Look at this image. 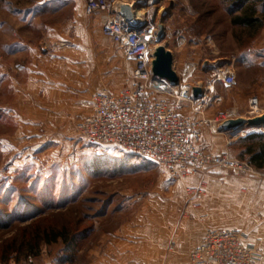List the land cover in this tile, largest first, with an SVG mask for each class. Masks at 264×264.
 I'll use <instances>...</instances> for the list:
<instances>
[{"label": "rangeland", "instance_id": "rangeland-1", "mask_svg": "<svg viewBox=\"0 0 264 264\" xmlns=\"http://www.w3.org/2000/svg\"><path fill=\"white\" fill-rule=\"evenodd\" d=\"M120 1L136 6L142 23L165 19L174 68L182 69V51L196 52L199 63L186 64L205 88L202 62L231 59L235 88L264 111V29L251 39L231 26L229 2ZM82 5L0 0V264H189L198 227L239 230L259 248L252 228L264 221V171L208 166L174 180L143 157L79 136L92 97L123 91L134 65L97 18L80 15ZM228 153L248 164L236 148ZM188 187L201 194L188 196ZM63 226L78 232L76 243H41L38 257L27 256L36 231Z\"/></svg>", "mask_w": 264, "mask_h": 264}, {"label": "built area", "instance_id": "built-area-1", "mask_svg": "<svg viewBox=\"0 0 264 264\" xmlns=\"http://www.w3.org/2000/svg\"><path fill=\"white\" fill-rule=\"evenodd\" d=\"M124 4L120 0H85V14H98L102 34L134 65L126 69L123 91L116 95L102 91L92 97L89 114L76 126L79 136L92 144L116 146L143 157L174 180L192 177L208 166L252 173V166L233 162L236 160L228 152L214 155L198 148L202 126L212 122L195 121L181 113L184 104L198 113L207 102L205 96L194 98L195 87L189 83L197 67L186 65L181 72L174 68L180 78L178 86L156 77L153 63L158 26L147 24L141 30H132L120 15ZM216 79L228 88L236 85V76L230 70ZM247 109L246 119L264 115L257 97L248 100ZM230 119H237L235 110L220 115L213 124L221 126ZM186 191L190 197L201 194L197 187ZM189 264H264V248H257L236 229L208 230L191 252Z\"/></svg>", "mask_w": 264, "mask_h": 264}, {"label": "crops", "instance_id": "crops-1", "mask_svg": "<svg viewBox=\"0 0 264 264\" xmlns=\"http://www.w3.org/2000/svg\"><path fill=\"white\" fill-rule=\"evenodd\" d=\"M84 14H85V5H82V7H80V15L83 17ZM92 17L97 18V23L99 26L98 14H95ZM166 27H167L166 29H168V23ZM263 36H264V32H263ZM168 49L172 51L173 54L175 53L172 49L170 48ZM186 57L187 60L185 59ZM199 58L200 57L197 55L196 52L190 53V51H182L179 59L180 62L182 63V69L179 71L175 67V70L178 72L183 71L185 66L187 65L186 64L187 62L198 64ZM174 60H175V54H174ZM230 63H232V60L227 57H219L213 60L212 58L204 60L201 65V70H203L204 73H209L210 81L207 88L203 86L202 83L203 80L199 78L193 80L192 78L197 77L196 75L193 76V74L189 77V83L193 87H197L199 85L202 86L204 92L200 98L205 96L207 102L205 103L203 110H200L198 113L194 112L189 104H184L181 110L183 116L191 117L195 121H200L203 119L208 122H212V125L202 126L201 128L202 137L199 141L198 147H200L204 151L211 152L214 155H221L225 152H228L231 144L236 142L239 138H241V136H246L247 134L251 133L249 130L244 131V129L239 133H233V132L224 133V132H220V128H221L220 125L213 124L214 123L213 121L219 118L220 115L232 110H235L237 112V119L238 118L246 119L248 97L245 96L240 91H238L235 88V86L233 88L225 87L221 81L216 79L217 75H220L221 73H224L225 71L228 70L231 71L229 66H225V65H230ZM60 68L65 69V66L62 65ZM223 90L226 91L224 92ZM200 98L198 100H200ZM194 231L196 233L194 234L193 232L191 237L192 243L190 247L192 248L194 246L199 245L202 242L203 236L205 234L201 227H198V229ZM252 233L254 237L258 238V244H259L258 247L260 249H263L264 221H260L259 224L255 225L252 228Z\"/></svg>", "mask_w": 264, "mask_h": 264}, {"label": "trees", "instance_id": "trees-1", "mask_svg": "<svg viewBox=\"0 0 264 264\" xmlns=\"http://www.w3.org/2000/svg\"><path fill=\"white\" fill-rule=\"evenodd\" d=\"M224 1L230 3L228 13L231 26L242 29L251 39H255L264 29V0ZM233 148L238 150L237 157L240 160L246 161L258 171H264V131L239 138L229 147L230 150ZM77 233H72L67 226L39 229L26 240L23 249L27 252V256L38 257L41 252V243L52 245L61 241L71 246L78 240ZM65 259L70 260V258Z\"/></svg>", "mask_w": 264, "mask_h": 264}, {"label": "water", "instance_id": "water-1", "mask_svg": "<svg viewBox=\"0 0 264 264\" xmlns=\"http://www.w3.org/2000/svg\"><path fill=\"white\" fill-rule=\"evenodd\" d=\"M138 9L131 4H124L120 9V15L130 25L132 30H141L147 24L137 21ZM167 29L165 26V19L158 25V33L156 44L157 48L154 54L155 60L153 63V73L156 77L167 80L172 86H178L180 84V78L174 71V54L170 51L163 42L166 39ZM202 87L193 88V96L195 99H199L203 95ZM245 128L264 129V115L252 119H230L222 123L220 132H233L239 133Z\"/></svg>", "mask_w": 264, "mask_h": 264}, {"label": "bare ground", "instance_id": "bare-ground-1", "mask_svg": "<svg viewBox=\"0 0 264 264\" xmlns=\"http://www.w3.org/2000/svg\"><path fill=\"white\" fill-rule=\"evenodd\" d=\"M132 5V4H131ZM134 7V5H132ZM137 13V21L140 22V20H143V15L141 11L136 12ZM158 47V46H157Z\"/></svg>", "mask_w": 264, "mask_h": 264}]
</instances>
